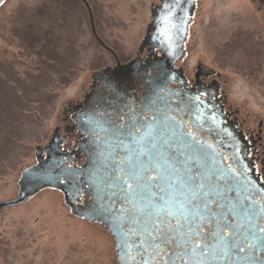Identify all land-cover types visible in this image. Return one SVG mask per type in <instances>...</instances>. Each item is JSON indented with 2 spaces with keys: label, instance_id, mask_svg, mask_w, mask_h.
Here are the masks:
<instances>
[{
  "label": "flooded vegetation",
  "instance_id": "1",
  "mask_svg": "<svg viewBox=\"0 0 264 264\" xmlns=\"http://www.w3.org/2000/svg\"><path fill=\"white\" fill-rule=\"evenodd\" d=\"M80 1L113 62L90 72L36 145L30 183L41 187L29 199L58 191L72 215L105 229L112 264H264V105L188 56L201 23L200 50L243 77L229 62L249 51L248 33L229 28L244 3L150 0L135 55L121 60ZM245 2L264 19V0ZM151 22L154 41L142 45Z\"/></svg>",
  "mask_w": 264,
  "mask_h": 264
},
{
  "label": "rangeland",
  "instance_id": "2",
  "mask_svg": "<svg viewBox=\"0 0 264 264\" xmlns=\"http://www.w3.org/2000/svg\"><path fill=\"white\" fill-rule=\"evenodd\" d=\"M86 1L94 32L121 60L134 56L150 0ZM239 1L244 4L229 29L245 30L251 46L248 55L236 54V65L229 64L247 80L224 66L223 58L200 50L201 23L191 32L188 56L218 67L235 93L249 87L248 103L259 107L264 105V19ZM112 62V54L94 38L80 0H1L0 201L16 196L21 172L34 162L36 145L45 144L61 123L65 101L81 94L92 70ZM102 228L72 215L58 191L43 189L20 205L0 209V264H112Z\"/></svg>",
  "mask_w": 264,
  "mask_h": 264
},
{
  "label": "water",
  "instance_id": "3",
  "mask_svg": "<svg viewBox=\"0 0 264 264\" xmlns=\"http://www.w3.org/2000/svg\"><path fill=\"white\" fill-rule=\"evenodd\" d=\"M184 27L185 26H183V28ZM154 29H155L154 22L149 23L147 26L146 32L144 34L142 45H146L154 41V38H153ZM35 151H36L35 154H37V152L39 151L38 146L35 148ZM38 168H39L38 163L37 164L35 163V164L28 166L27 168L23 170L19 179L17 180V186H18L17 196L15 198H10V199H5V200L0 201V209L22 204L27 199H29L41 187V185H37L36 183L33 185H31L30 183L31 177L34 178V175L36 174V171L38 170ZM72 213L78 214L75 211H72Z\"/></svg>",
  "mask_w": 264,
  "mask_h": 264
}]
</instances>
